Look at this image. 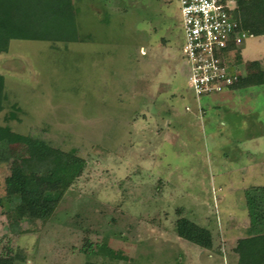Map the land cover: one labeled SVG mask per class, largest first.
I'll use <instances>...</instances> for the list:
<instances>
[{
  "label": "rangeland",
  "instance_id": "1",
  "mask_svg": "<svg viewBox=\"0 0 264 264\" xmlns=\"http://www.w3.org/2000/svg\"><path fill=\"white\" fill-rule=\"evenodd\" d=\"M71 2L77 41L14 40L0 52V125L18 136L0 162V256L236 264L237 240L264 233V85L196 96L179 0ZM239 50L249 64L236 71L262 73L264 37H246ZM224 108L240 111L247 130L230 115L225 128ZM30 137L85 163L47 220L5 193L6 177L26 172ZM27 171L43 191L46 174ZM180 218L207 229L211 249L180 239Z\"/></svg>",
  "mask_w": 264,
  "mask_h": 264
},
{
  "label": "trees",
  "instance_id": "2",
  "mask_svg": "<svg viewBox=\"0 0 264 264\" xmlns=\"http://www.w3.org/2000/svg\"><path fill=\"white\" fill-rule=\"evenodd\" d=\"M232 18L237 30L247 37L264 36V0H235ZM77 10L71 0H0V52L7 50L10 41L75 42L79 32L76 26ZM233 50V46L230 47ZM240 51L228 59L230 67L241 62ZM259 75L243 77L238 70L237 82L230 90L264 85V70ZM208 95V94H206ZM6 100L4 78L0 75V112ZM13 118V115H11ZM8 126L0 125V162L5 161V148L17 138ZM30 157L24 162L23 175L5 179V193L17 198L31 218L49 219L62 194L81 175L84 161L70 153L51 147L38 138H28ZM44 173L48 182L43 191L38 190L35 179L28 174ZM177 236L197 247H212L211 233L194 222L180 218L175 223ZM91 247H88L90 250ZM233 252L236 264H264V233L237 240ZM15 256H0V264H13ZM85 264H103L87 262Z\"/></svg>",
  "mask_w": 264,
  "mask_h": 264
},
{
  "label": "built area",
  "instance_id": "3",
  "mask_svg": "<svg viewBox=\"0 0 264 264\" xmlns=\"http://www.w3.org/2000/svg\"><path fill=\"white\" fill-rule=\"evenodd\" d=\"M235 9V0H179L187 82L196 96L229 91L238 80L228 59L247 36L237 30Z\"/></svg>",
  "mask_w": 264,
  "mask_h": 264
},
{
  "label": "crops",
  "instance_id": "4",
  "mask_svg": "<svg viewBox=\"0 0 264 264\" xmlns=\"http://www.w3.org/2000/svg\"><path fill=\"white\" fill-rule=\"evenodd\" d=\"M264 36H262V37H256V38H263ZM254 38V37H253ZM240 51V50H239ZM240 58H241V62L239 63V65H245L246 63H248V62H246L244 59H243V57H242V55H241V53H240ZM249 64V63H248ZM241 72V71H240ZM242 75V74H241ZM234 91V93H237L238 91L237 90H233ZM232 91V92H233ZM234 116L236 119H238L239 120V122H238V127L240 128V130H247L246 128L248 127V125H247V123L246 122H244V115L240 112V111H235V110H229V109H225L224 108V114H223V121L221 122V124L225 127V128H227V126L229 125V123H227V120H226V116ZM259 135V134H258ZM258 135L256 134H254V135H249L248 137H252L251 139L253 140V139H255V138H257L258 137ZM263 136L264 137V133H261L260 134V136ZM250 139V140H251ZM246 141V140H245Z\"/></svg>",
  "mask_w": 264,
  "mask_h": 264
}]
</instances>
